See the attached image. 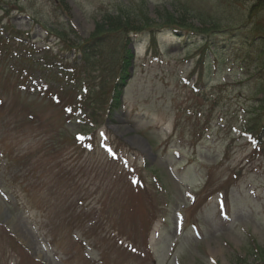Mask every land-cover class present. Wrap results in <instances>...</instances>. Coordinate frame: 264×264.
I'll return each instance as SVG.
<instances>
[{"label":"rangeland","instance_id":"rangeland-1","mask_svg":"<svg viewBox=\"0 0 264 264\" xmlns=\"http://www.w3.org/2000/svg\"><path fill=\"white\" fill-rule=\"evenodd\" d=\"M0 264H264V0H0Z\"/></svg>","mask_w":264,"mask_h":264},{"label":"trees","instance_id":"trees-1","mask_svg":"<svg viewBox=\"0 0 264 264\" xmlns=\"http://www.w3.org/2000/svg\"><path fill=\"white\" fill-rule=\"evenodd\" d=\"M111 16L105 17L100 23H97L95 25L93 33L90 35V40H99L102 36L106 38L107 35L109 34H114L119 30H125L129 29L130 26L128 27L127 24H121V17H119L116 21L115 20L112 23H109ZM174 17L171 13L169 14L168 18H170L172 21L174 20ZM128 22V21H126ZM170 22V21H168ZM118 29V30H117ZM7 35L5 38L9 41H13L11 43H15L22 40V33L20 32H15L13 30L8 31L5 29L4 31ZM58 37H61L60 35H57ZM22 45H25L24 43H21ZM26 46V45H25ZM90 45L88 44V41L84 40L83 43H79L75 48H72L74 53L79 58V61L77 63H69L65 62L66 60L64 59L62 53L63 52H58V53H52L51 49H47L48 54H42V57L39 59H36V66H42L43 68H51L50 71H52V68L59 70L61 73L62 71L65 74L71 73L72 76L78 77L79 75H84L88 74V71L90 72L91 69L95 70L97 67H101L103 62L107 60L108 54L102 51V49H99L100 51L94 52L92 49L89 48ZM129 52V51H128ZM25 59V58H24ZM122 78V77H121ZM124 78V77H123ZM122 78V79H123ZM76 88H80V85L78 84ZM82 91L86 90L85 86L81 87ZM118 94V92H116ZM83 95V94H82ZM87 102V101H86ZM84 105V99L81 98V95H77L74 98L73 101V106L69 110V112L73 115L80 118V115L82 117V114L85 112V107ZM80 120V119H79ZM84 142H89V139Z\"/></svg>","mask_w":264,"mask_h":264},{"label":"bare ground","instance_id":"bare-ground-1","mask_svg":"<svg viewBox=\"0 0 264 264\" xmlns=\"http://www.w3.org/2000/svg\"><path fill=\"white\" fill-rule=\"evenodd\" d=\"M6 215H8V214H6Z\"/></svg>","mask_w":264,"mask_h":264}]
</instances>
